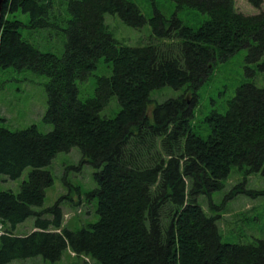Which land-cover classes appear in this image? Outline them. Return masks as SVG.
<instances>
[{"label": "trees", "instance_id": "obj_1", "mask_svg": "<svg viewBox=\"0 0 264 264\" xmlns=\"http://www.w3.org/2000/svg\"><path fill=\"white\" fill-rule=\"evenodd\" d=\"M263 1L249 0L258 9ZM172 2L199 10L204 21L194 29L175 12L167 18L158 9L147 20L130 0H3L0 67L47 77L42 120L52 129L0 126V174L16 179L31 168L18 192L0 190V264L38 257L55 262L67 248L99 264H264V237L223 242L218 215L198 202L207 197L212 208L211 195L233 167L264 175V86H237L224 113L205 116V135L192 123L197 89L217 63L247 48V73L252 64L264 73V10L242 13L234 0ZM61 3L65 15L59 17ZM106 14L136 28L148 21L152 40L119 44ZM25 30L60 31L62 51L41 49ZM100 61L110 74L96 75L92 94L81 99L79 84ZM163 87L182 92L153 102L152 92ZM112 98L118 108L107 116ZM72 147L95 168L88 196L96 200V219L76 230L62 226L58 201L34 209L52 184L45 167ZM238 191L252 192L230 195ZM29 216L34 230L15 234Z\"/></svg>", "mask_w": 264, "mask_h": 264}, {"label": "rangeland", "instance_id": "obj_2", "mask_svg": "<svg viewBox=\"0 0 264 264\" xmlns=\"http://www.w3.org/2000/svg\"><path fill=\"white\" fill-rule=\"evenodd\" d=\"M135 3L141 13L148 20L158 9L170 18L175 12L183 24L196 29L205 19V15L193 8L177 9L172 0H130ZM237 11L242 13H258L264 10V1L260 9L253 6L249 0H234ZM57 7V6H56ZM64 4H59L56 13L59 17L65 15ZM105 21L110 32L119 44L138 46L145 45L152 40L151 28L148 21L141 27L125 24L117 15L106 14ZM62 24V23H61ZM25 36L35 42L41 49L60 53L62 51L63 36L54 30H25ZM247 48H243L230 56L227 60L217 63L211 75L197 89V105L194 108L192 123L196 132L205 135L208 132L205 116L212 110L224 113L226 100L234 95L235 88L242 83L255 82L264 86V73L252 64L247 73V62L244 55ZM109 75L110 65L103 61L91 76L79 84L81 99L91 95L94 89L96 75ZM47 77L35 73L28 68H18L14 65L0 67V126L11 130L23 129L32 124L43 131L52 129L51 124L44 123L43 114L47 108V94L45 83ZM182 90L163 87L152 92L153 102H161L170 97H176ZM187 97L191 94L187 93ZM152 107V106H151ZM115 98H112L103 114L111 116L117 110ZM151 108H149L150 113ZM52 174V184L46 188L44 202L35 210L52 206L56 201L62 210V226L76 230L86 227L95 221L94 207L96 200L88 196V191L95 187L93 173L95 168L81 162V153L77 147L68 152H58L51 163L46 166ZM30 167L23 169L16 179H10L0 174V190L10 189L18 192L20 183L27 179ZM248 167H233L224 180L223 188L211 195L212 208L209 207L207 197H199L201 207L211 215H218L217 225L223 242H249L264 237V175L261 171L247 172ZM236 189L252 191L231 192ZM263 191L262 193H256ZM95 204V205H94ZM44 218H51L50 213L43 214ZM34 216L27 217L19 223L14 233L25 235L34 230ZM10 264H99L86 255H76L69 248L63 251L61 258L55 262L44 261L40 257L23 261H13Z\"/></svg>", "mask_w": 264, "mask_h": 264}, {"label": "water", "instance_id": "obj_3", "mask_svg": "<svg viewBox=\"0 0 264 264\" xmlns=\"http://www.w3.org/2000/svg\"><path fill=\"white\" fill-rule=\"evenodd\" d=\"M3 0H0V14H1V5H2Z\"/></svg>", "mask_w": 264, "mask_h": 264}]
</instances>
